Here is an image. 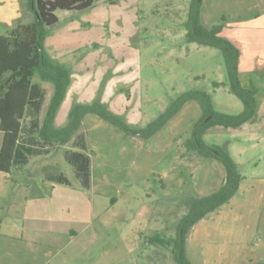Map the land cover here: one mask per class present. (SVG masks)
<instances>
[{
    "label": "rangeland",
    "instance_id": "1",
    "mask_svg": "<svg viewBox=\"0 0 264 264\" xmlns=\"http://www.w3.org/2000/svg\"><path fill=\"white\" fill-rule=\"evenodd\" d=\"M188 2L134 0L127 10L125 0L98 1L82 11L56 10L58 21L48 27L45 49L68 65L72 77L58 110V124L65 122L74 102L101 101L111 78L113 107L103 103L132 126H145L190 89L207 91L217 111L240 112L243 105L228 89L220 50L185 40ZM204 2L209 5L204 25L224 17L221 35L240 50L241 77L249 78L257 89V115L238 128L213 126L204 133L205 142L226 146L241 180L228 202L193 225L186 254L191 264H264V0ZM3 3L8 7L7 0H0V18H8ZM32 19L25 0H11V26ZM4 25L0 24V33L5 32ZM93 43L100 46L93 48ZM85 46L92 48L80 56ZM42 85L46 98L41 120L52 92L51 84ZM199 116L198 103L188 101L153 136L135 139L106 120L87 115L96 119L85 125L93 186H80L58 150L48 160L59 164L67 184L32 178L30 189L11 193L16 200L29 195L31 200L66 203L70 207L63 216L71 223L64 229L79 233L76 239L58 240L45 255L32 250L26 264H177L169 248L150 239L174 236L176 223L187 210L185 200L215 191L225 176L217 160L185 151L184 141ZM7 248L0 247V264H20L11 263Z\"/></svg>",
    "mask_w": 264,
    "mask_h": 264
},
{
    "label": "trees",
    "instance_id": "2",
    "mask_svg": "<svg viewBox=\"0 0 264 264\" xmlns=\"http://www.w3.org/2000/svg\"><path fill=\"white\" fill-rule=\"evenodd\" d=\"M115 4L119 0H25V5L33 14L28 22L17 21L0 33V171L24 164L29 155H41L45 149L37 145L53 146L70 142L81 133L84 118L93 114L120 129L124 134L147 139L158 132L188 102L194 100L200 108V116L193 123L189 137L184 141L185 151L204 158H212L221 163L225 176L219 188L206 195L189 196L185 200L186 212L176 223L172 237L157 235L150 242L170 249L177 264H191L186 254V240L195 223L206 214L217 210L236 193L241 175L238 165L225 145L207 143L204 133L213 126L238 128L253 120L257 115V89L251 80L243 79L239 71V48L221 35L224 17L221 22L206 26L201 22L202 0H189L186 18L183 21L185 40L199 45L211 46L220 50L225 65L228 89L242 102V110L228 114L213 108L211 95L202 89H190L179 94L156 118L145 126L128 124L108 105L96 98L90 102H74L65 122L55 125L57 112L72 81L71 69L64 62L51 57L45 49L48 27L58 21L56 10L82 11L95 2ZM93 43V48H98ZM83 47L80 56L90 48ZM37 80H34V78ZM42 82L52 86L45 113L39 121V111L45 99L46 89ZM105 82L99 87L102 91ZM219 83L215 82L214 86ZM128 97V92H125ZM28 118V122L26 121ZM75 154V153H74ZM85 162H72L77 176L85 185L89 182L90 170L87 156Z\"/></svg>",
    "mask_w": 264,
    "mask_h": 264
},
{
    "label": "crops",
    "instance_id": "3",
    "mask_svg": "<svg viewBox=\"0 0 264 264\" xmlns=\"http://www.w3.org/2000/svg\"><path fill=\"white\" fill-rule=\"evenodd\" d=\"M125 1L129 3L128 5H126L128 8L134 3V0ZM5 5L6 3H3L1 7L5 9V16L7 15L8 18H0V24L4 23V27L6 29L11 26V0H7L8 7H6ZM208 7L209 5H205L204 0H202L200 9L201 22L202 17L205 15V11H208ZM130 9L131 8L127 10ZM249 32L251 31H248V33ZM107 39H110V37ZM245 67L247 68V70L249 69L246 65ZM128 80L126 81L129 82ZM114 81L115 78H111L107 81V85L105 86V90H103L101 98V101L109 104L110 107H113V105L109 102V92L111 91H109V85ZM134 81H136V79H134ZM116 95H119V93H117ZM129 99H126V101L128 102ZM42 106L39 111V121H41L40 112L42 110ZM57 117L58 112L55 118V125L60 126L63 124V122L61 120L59 122L60 124H58ZM91 120L93 121V123H96V119L93 117H91V119H89V117L87 116L84 118L80 135L74 137L70 142L62 145H47L44 147H42L41 145H37V147H41L42 149L46 150L44 154L29 155L27 156V160L24 164L11 168L9 172L0 171V174H2V179L0 180V247H8L6 251L7 254L11 256V263L15 261V263L26 264L32 250H34V252H38V255H41L42 252L43 255H45L47 253V249L58 245V240L60 241L65 237H67L68 240H72L78 237L79 233L74 232L73 230H69L67 232L64 229L65 224L71 223V220L66 219L63 216L64 209L70 207L69 205H66V203L61 201L48 202L47 200L43 199L31 200L29 198V195L24 197L23 200H16L15 198L11 199V193L16 194L20 188L22 192L23 188L25 190L26 188L30 189L29 183L31 182L32 178H36V180H38L39 182L50 180L52 182L67 184V177L56 166L59 164L56 161L48 160V157L53 152H56L58 150L61 151L64 163L70 165L73 176L77 179L80 186L88 189L91 188V186H93V177H91V158L86 147L87 133H85V125L86 123L91 124ZM25 122H28V118H26ZM132 138L138 139L139 137L132 136ZM1 141L2 132L0 130V145ZM78 153H82L88 158L90 177L87 185L81 182V179L75 172L74 166L67 159V155H69V158L72 162L83 164L85 162V159L84 157L80 158ZM26 177L27 180L25 179ZM5 196L9 197L7 201L3 200ZM14 197L17 196L14 195ZM51 207L54 210L49 212L48 209ZM56 225L60 226L57 227Z\"/></svg>",
    "mask_w": 264,
    "mask_h": 264
}]
</instances>
